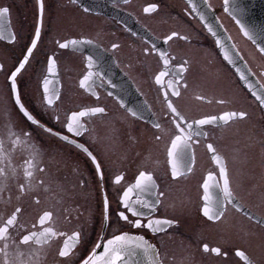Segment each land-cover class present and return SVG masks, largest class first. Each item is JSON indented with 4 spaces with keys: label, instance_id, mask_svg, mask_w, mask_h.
Instances as JSON below:
<instances>
[{
    "label": "flooded vegetation",
    "instance_id": "af4514ba",
    "mask_svg": "<svg viewBox=\"0 0 264 264\" xmlns=\"http://www.w3.org/2000/svg\"><path fill=\"white\" fill-rule=\"evenodd\" d=\"M222 1L130 0L124 4L123 0H77L73 4L72 0H43L41 18L38 0H0V7L9 9L0 22L4 28V38L0 39V138L6 140L8 127L30 131V143L39 149L41 166L46 169L36 172L33 190L18 200V183L23 179L29 150L20 145L5 157V164L9 160L11 164L9 178L0 181V216L6 217L15 206L22 205L26 211L20 223L30 228L43 209H51L55 211L52 227L69 234L79 231L85 239V244L67 258L58 256L63 238L53 240L39 251L40 264H80L86 250L99 237L120 229L142 234L156 244L164 264H243L235 255L237 250L245 251L254 264H264V225L250 216L251 213L264 220V111L222 58L214 35L200 22L199 15L205 21H213L214 29L222 31L228 41L227 52L235 55L260 87L264 84L260 73L264 71L258 73L252 62L257 61L256 54L263 62L264 57L223 10ZM152 4L157 5V10L145 12ZM37 27H41L37 49L17 77L21 102L40 124L61 136L67 135L75 144L32 125L19 112L15 94L10 92V73L26 54ZM174 31L188 40L175 37L166 43L167 36ZM12 34L14 42L10 41ZM66 39H88L92 43L60 49L57 41L63 43ZM114 43L119 47L114 49ZM146 49L150 54H145ZM160 53L175 57L165 82L176 74L184 60L189 62L188 71L182 74L188 88L179 100L172 98L187 117L222 115L225 111L247 113L244 119L228 124L220 121L203 126L207 138H198L192 171L176 179L171 177L166 152L173 126L163 104L161 86L155 83V75L165 70ZM89 55L96 58L93 71L103 76V83L97 78L95 87L85 89L80 87V80L86 74ZM48 57L55 60L51 72ZM46 77L50 81L48 87L60 94L52 106L43 99ZM197 95L204 99L196 100ZM220 99L226 103H217ZM93 106L105 107L107 114L81 118L88 129L81 136L68 133L67 116ZM128 110L138 111L139 118ZM157 122L161 129L153 127ZM156 135L163 138L157 141ZM208 143L213 144L226 163L239 205V209L229 205L220 221L207 220L201 210L205 180L209 195L222 197L220 187L216 186L223 184L220 168L206 147ZM77 144H83L96 156L103 180L91 158ZM12 169L16 170L15 176ZM144 170L153 174L165 195L155 212L141 210L149 217L178 222L166 233L155 236L147 229H134L118 221V213L125 211L120 203L123 191ZM209 174L212 179H208ZM117 175L124 177L120 184L114 183ZM40 180L44 185L37 187ZM105 196L109 201L110 224L102 229ZM135 198L133 193L132 199ZM142 198L155 201L156 196L154 192L144 193ZM35 199L41 203L36 205ZM205 244L209 248L220 247L227 255L206 253ZM38 248L33 245L31 250L23 249L24 259H35L33 253Z\"/></svg>",
    "mask_w": 264,
    "mask_h": 264
},
{
    "label": "snow or ice",
    "instance_id": "6c2138e0",
    "mask_svg": "<svg viewBox=\"0 0 264 264\" xmlns=\"http://www.w3.org/2000/svg\"><path fill=\"white\" fill-rule=\"evenodd\" d=\"M77 0H72L75 4ZM130 0H123L124 4H128ZM190 2V0H189ZM225 5L228 4V0H224ZM39 11L41 18L44 13V3L43 0H38ZM211 5H209L210 7ZM157 10V5L152 4L150 7L145 8V12H155ZM227 11V8L225 9ZM85 12L88 9H84ZM9 9L7 7H0V22H2L8 15ZM203 20L204 17L201 16ZM239 23V21H237ZM208 31L212 35H216L210 25H205ZM3 23H0V39H3ZM241 32L250 40L255 39L252 33L241 25ZM178 37L182 40H188L187 36H182L178 32H172L171 35L167 36L166 43L171 41L173 38ZM41 38V27L35 29L34 38L30 41V46L26 48V54L23 55L22 60L19 62L18 67L10 73V92L15 94V104L18 106V110L23 114V117L27 121L31 122L32 125L43 128L44 131L59 136L60 139L67 141L69 143L75 144L73 140H69L67 135H60L59 133H54L51 128H46L29 112L25 105L21 102V94L18 90L17 77L25 65L30 61V58L34 56V51L37 49L38 41ZM10 41H15V35H10ZM92 41L85 39H66L63 43L57 41L60 49H68L69 46L76 48L84 44H91ZM217 45H220V41H216ZM112 47L118 48V44H113ZM155 48V46H153ZM259 52L264 55V46L259 47ZM145 54H150L149 50H145ZM160 59L164 64V71H160L155 75V83L161 86L163 91V104L165 105L166 111L170 118V123L173 126V131L169 136V145L166 146L167 157L169 158L168 163L171 165V177L176 179L179 175H183L184 172H191L192 166L195 162V147L199 144L200 137L207 138V132L204 131L203 126L214 125L222 121L224 124L236 119H244L247 115L244 111H225L222 115H204L200 118L187 117L178 107L175 100H179L183 91L187 90L188 85L184 80L183 73L188 71L186 67L189 62L184 60L179 65V70L176 72L172 78L168 79L166 82L165 77L170 75L168 71L170 64L175 61V57L170 56L166 53H160ZM225 59L229 63H234L231 59L229 53L225 51ZM48 70L51 72L52 66L55 64V60L52 57H48ZM87 71L83 78L80 80V87L85 89H91L96 86L95 80L100 79L103 83V76L99 73L93 71L96 65V58L89 55L86 59ZM262 79H264V72L260 73ZM241 80L248 81L247 76L241 74ZM183 81V83H182ZM44 91L43 99L47 105L52 106L60 98L59 92L54 89H50L48 85L50 81L47 77L44 79ZM249 91L252 96L259 102L261 106H264V84L261 85L258 91L253 90L250 82L248 83ZM99 97L97 96V100ZM196 100H203L204 97L197 95ZM219 104L226 103L225 100L220 99L216 101ZM211 103V101H209ZM131 115L135 118H139L140 114L135 110H128ZM106 109L103 106H93L85 107L81 110L72 111L66 118V129L68 133H72L75 136H81L88 129L81 122V118L84 117H95L106 115ZM59 119V117H57ZM153 127L156 129H161L160 123H154ZM32 133L23 128L18 131H14L12 127H8V133L6 140L0 138V181L7 180L9 178L8 168L10 167L11 161L9 160L5 164V157L12 151L20 146L24 145L29 150V159L24 161V167L22 170L23 179L18 183L19 195L17 199L20 200L22 197L30 190H33V181L36 180V172L43 173L46 171L44 167L41 166L42 161L39 159V149L35 148L34 145L30 143ZM162 135H156L155 139L157 141L161 140ZM88 157L91 158V162L95 165L97 173H100V179L103 180V174L101 172V164L97 160L96 156L85 147L83 144L76 145ZM209 152L213 154V160L219 166V175L223 180L222 187L217 183V187H220L222 192V197L213 198L209 195V184L205 180L203 183L204 195H203V216L209 221H220L226 216L228 206L231 205L233 208L239 209V205L235 202L236 196L234 190L231 187V182L228 175L227 165L222 161V158L217 153L216 148L213 144L208 143L206 145ZM16 170L12 169V175L15 176ZM124 179L122 175H117L115 177L114 183L120 184ZM208 179H212V175L209 174ZM44 181L40 180L37 187H42ZM47 191V188H44ZM155 193V201H146L142 198L144 193ZM136 194V198L132 199V194ZM164 192L159 189L156 184L154 176L152 173L144 170L139 171L138 175L135 177L134 184H130L124 191L120 198V203L125 209V211H120L118 213V221H123L126 225L131 226L134 229H147L153 236L158 233H166L168 229L172 228L174 225H178V222L169 218H153L146 215L141 209H147L150 212H155L159 205L162 204V197H164ZM9 199H11L9 197ZM34 203L39 205L41 201L35 199ZM26 209L22 205H17L13 210L5 216H0V264H40L39 261V251L43 249L45 245H50L51 242L58 238H63L62 246L58 248V256L60 258H67L71 256L75 251H77L81 246L85 244V239L81 232L73 231L71 234L57 230L51 225L54 222L55 211L51 209H43L38 218L31 224L30 228H26L20 223V217L25 213ZM135 219H130L129 215ZM146 221V222H144ZM110 224L109 216V201L107 196H105L103 201V213L101 227L104 228L105 225ZM15 231V235L13 234ZM27 233V234H25ZM39 246V248L33 253V256H29L27 259L25 257V251L23 249H32V246ZM102 249V251H97ZM203 251L208 253H215L217 256L227 255L226 252H222L220 247L209 248L207 244L203 246ZM235 255L243 261V264H253V261L248 257L245 251L237 250ZM137 256H141L142 259H136ZM80 264H164V259H162L159 247L150 242L144 235L131 233L130 231L120 229L118 232H113L110 235L102 236L98 238L97 242H94L90 249L86 250L84 256L80 260Z\"/></svg>",
    "mask_w": 264,
    "mask_h": 264
},
{
    "label": "water",
    "instance_id": "95a60500",
    "mask_svg": "<svg viewBox=\"0 0 264 264\" xmlns=\"http://www.w3.org/2000/svg\"><path fill=\"white\" fill-rule=\"evenodd\" d=\"M224 8L225 9L227 8V12L233 17L236 23L237 21H239V23L237 24L240 27L241 25H243L245 28H247L252 33L255 39V43H253V40L251 41L258 50L260 46H264V0H228L227 5H225V2H224ZM201 16L203 15L201 14L199 15L200 22L204 26L210 25L213 31L216 33L215 41L219 40L221 42L220 45H217V47L222 53L223 58L225 59V51H227V49H226V44L224 45L223 43V41L225 40L224 37L221 36L220 30H218V28L214 29L213 26L215 24L213 21L208 22L207 20L206 21L204 19L202 20ZM229 55L231 59L234 61V63H229L228 60L226 59L225 60L233 68L238 78L240 79L241 74L247 76L248 78L247 82L240 79V81L242 82L243 86L247 89V91L251 94V92L249 91V87H248L249 82L252 86H254L253 90L258 91L260 89V86H258V84L252 79L250 73L246 70V68L240 65L239 61L235 59L236 57L234 54L233 56L231 54ZM257 103L259 104L258 101ZM259 106L264 110V106H261L260 104ZM97 251L98 252L102 251V249H98ZM136 259L139 260V259H142V257L137 256Z\"/></svg>",
    "mask_w": 264,
    "mask_h": 264
},
{
    "label": "rangeland",
    "instance_id": "374dc122",
    "mask_svg": "<svg viewBox=\"0 0 264 264\" xmlns=\"http://www.w3.org/2000/svg\"><path fill=\"white\" fill-rule=\"evenodd\" d=\"M249 47H250V46H249ZM250 48H251V47H250ZM251 50H253V49L251 48ZM253 52H254V51H253ZM255 54H256V53H255ZM256 56H257V61L254 60V61L252 62V64H253V65H257V67H256L255 69L258 71V73H260V71H262V70L264 71V62L260 60V57H259L257 54H256ZM248 57H249L250 60H252V59L250 58V57H251L250 55H248ZM253 58H255V57H253ZM252 67H254V66H252Z\"/></svg>",
    "mask_w": 264,
    "mask_h": 264
},
{
    "label": "bare ground",
    "instance_id": "6f19581e",
    "mask_svg": "<svg viewBox=\"0 0 264 264\" xmlns=\"http://www.w3.org/2000/svg\"><path fill=\"white\" fill-rule=\"evenodd\" d=\"M223 43H224V45L226 44V48H228L229 49V47H228V45H227V41H223ZM262 109V108H261ZM263 110V109H262ZM264 111V110H263Z\"/></svg>",
    "mask_w": 264,
    "mask_h": 264
}]
</instances>
